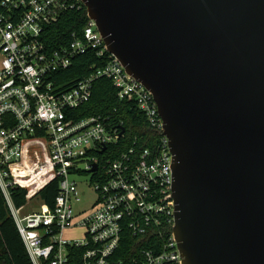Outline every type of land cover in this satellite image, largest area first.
Returning <instances> with one entry per match:
<instances>
[{
    "label": "built area",
    "instance_id": "1",
    "mask_svg": "<svg viewBox=\"0 0 264 264\" xmlns=\"http://www.w3.org/2000/svg\"><path fill=\"white\" fill-rule=\"evenodd\" d=\"M82 8L81 0H0V193L8 214L31 264H69L72 258L79 264H119L111 257L125 234L140 244L132 264H181L172 232V155L152 95L107 52L86 9L85 25L66 44L49 49L42 39L63 13ZM86 53L108 57L70 89L55 85L53 75ZM99 78L109 80L118 100L161 134L152 149L137 154L130 147L113 156L124 139L121 124L102 116L76 117ZM29 161L34 195L56 182L51 209L42 202L41 211L22 213L36 198L21 185ZM80 177L86 180H75ZM16 186L26 190L20 208L11 196ZM78 186L95 196L84 209L77 208ZM74 229L81 231L79 238L64 236Z\"/></svg>",
    "mask_w": 264,
    "mask_h": 264
},
{
    "label": "water",
    "instance_id": "2",
    "mask_svg": "<svg viewBox=\"0 0 264 264\" xmlns=\"http://www.w3.org/2000/svg\"><path fill=\"white\" fill-rule=\"evenodd\" d=\"M81 1L157 106L181 264H264V0Z\"/></svg>",
    "mask_w": 264,
    "mask_h": 264
},
{
    "label": "trees",
    "instance_id": "3",
    "mask_svg": "<svg viewBox=\"0 0 264 264\" xmlns=\"http://www.w3.org/2000/svg\"><path fill=\"white\" fill-rule=\"evenodd\" d=\"M85 8L80 11H67L58 21L45 28L42 39L45 46L55 49L69 41L71 33L79 31L86 23ZM105 53L101 58H94L86 53L73 60L72 65L53 75L55 85H61L62 90L73 87L77 81L87 77L91 72V66L102 67L107 60ZM102 116L121 126L125 130L124 139L120 140L115 147L113 156L133 147L135 153L144 149H152L156 140L161 136L158 131L151 129L143 115L127 103L118 100L116 90L112 83L104 78L95 80L92 84L89 101L79 107L76 117ZM57 185L55 181L47 184L39 193L38 197L48 209L53 207ZM14 205L20 208L26 203V190L16 186L11 190ZM139 242L136 237L125 234L118 250L111 257L112 263L132 264L131 259L137 253ZM151 248V247H150ZM78 258H72L69 264H79ZM0 264H31L26 254L21 239L17 233L12 218L9 216L4 199L0 193Z\"/></svg>",
    "mask_w": 264,
    "mask_h": 264
},
{
    "label": "rangeland",
    "instance_id": "4",
    "mask_svg": "<svg viewBox=\"0 0 264 264\" xmlns=\"http://www.w3.org/2000/svg\"><path fill=\"white\" fill-rule=\"evenodd\" d=\"M27 174L26 175V178L25 179H21V185L27 190L28 192V196L32 198H34V196L36 198L32 199L31 201H29V203H27V205H25V207L23 208L22 210V213H30V212H34V211H41V203L42 201L40 200V198L36 195H34L36 192V188H37V185L35 184L34 186H32V167H31V163L29 161V163H27ZM31 167V168H29ZM29 168V169H28ZM76 181L78 182H82V181H85L86 179L83 178V177H80V178H76L75 179ZM78 191H79V197H80V203L77 205V208H80V209H84L86 207H88V205H90L95 196L94 194L91 192V190H88V189H85V188H82L81 186H78ZM80 234H81V231L79 229H74V230H71V231H66L64 233V236L66 238H79L80 237Z\"/></svg>",
    "mask_w": 264,
    "mask_h": 264
}]
</instances>
